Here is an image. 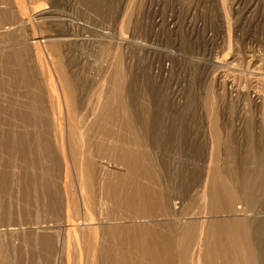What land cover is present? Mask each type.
I'll return each mask as SVG.
<instances>
[{"label":"rangeland","instance_id":"1","mask_svg":"<svg viewBox=\"0 0 264 264\" xmlns=\"http://www.w3.org/2000/svg\"><path fill=\"white\" fill-rule=\"evenodd\" d=\"M17 6L22 8L20 13ZM34 8L46 14L38 20ZM20 14L24 21L32 23L31 27L14 29V23L22 20ZM4 30L6 34L0 35V56L10 58L17 50L21 60L13 57L8 64L0 62V157H5L2 160H16L20 164L16 150L5 149L7 139L3 135L10 128L6 125H14L11 129L15 134L31 135L33 130L25 126L30 124L21 123L18 115L37 108L49 125L41 130L49 147H38L30 136L29 148L36 146V154L39 151V155L47 157L50 150L63 166L61 171L68 167L69 179L64 180V175L54 178L53 182L61 179L58 184L54 182V187L60 193L61 203L65 201V190L71 189V194L78 191L76 199L81 206L82 198L78 196L82 190L76 186L78 167L73 160L64 159L62 139L50 126L53 120L61 119L63 126L67 125L64 128L81 125V137L76 135L79 140L74 145L82 149L87 162L97 166L95 200L106 207L110 220L105 232L115 234L125 222L124 225L144 224L147 228L163 225V234L167 235L169 221L151 197V190L161 187L169 189L167 195L177 199L174 203L192 199V203L185 201L190 205L186 210L195 213L194 223L204 227L202 233L196 224L197 234L203 240L208 238L212 222L232 217L228 212L230 206L235 210L241 208L237 218L246 219L252 227L254 264H264V0H0V31ZM32 34L49 38L68 36L74 43H60L62 61L58 62L53 54L51 57V50L42 46L38 59L36 50L26 46ZM23 64L30 69L25 78L31 85L24 83L27 88L20 76L15 81L11 79ZM62 71L74 86L72 101L76 104L70 105L69 111L61 97L60 105L52 103L48 91L64 84ZM36 96L44 99L42 109L34 102ZM75 108H79L78 112ZM14 109V118L9 121L8 114ZM145 159L153 170L147 172ZM69 163H73V168ZM136 171H140L138 175ZM216 174L229 181V188L223 190H233L232 203L226 201L230 200L229 195L221 193L215 198L216 204L214 200L208 204V199L203 200L201 191L205 185L210 189L211 175ZM118 182L130 185L121 196L124 204H117L113 195ZM133 185L144 189L148 204L144 206L149 215L145 219L135 217L128 203ZM13 186L9 189L16 192L14 199L17 194L23 195L15 182ZM213 189L220 188L213 185ZM43 197L39 195L37 201V220L13 223L0 230L32 234L41 233L40 226L60 221L63 224L62 210L59 214L50 211V203ZM19 198L22 197L13 205L15 209L19 205L21 212L26 208ZM213 204L222 210L212 212ZM77 213L81 215L80 211L73 215L80 219ZM183 218L178 223L179 230L188 217ZM102 238L106 239V235L101 232ZM9 245L12 264H16V247L20 242ZM73 245L72 254L76 250ZM196 248L202 259L203 242Z\"/></svg>","mask_w":264,"mask_h":264},{"label":"bare ground","instance_id":"2","mask_svg":"<svg viewBox=\"0 0 264 264\" xmlns=\"http://www.w3.org/2000/svg\"><path fill=\"white\" fill-rule=\"evenodd\" d=\"M20 7H19V13L22 11L21 10L22 8ZM33 10H34L33 14L34 13L37 14L35 18H37L38 20L41 19L42 15L46 14L43 12L41 13L37 12L38 10H35V8ZM23 13L24 10L21 14ZM4 17L9 22L10 18L5 15V12H4ZM21 18H22L21 22L18 21L16 22V24L14 23L15 25L14 29H18V28L20 29L22 27L32 26L31 25L32 23H30L29 20L24 21L25 19L23 16ZM4 33L5 30L0 31V35ZM35 34H32L30 36L28 35L30 38L28 39L27 41L28 43L26 46L28 47V49L33 47L36 50L35 53H37L38 59L40 57L39 55L40 52H42L41 50H39V48L40 46H42L49 48L52 52L51 57L53 54L54 58L57 57L56 59L59 62L62 57L59 52L61 46L60 43L61 44L67 42L69 43L70 41L71 42L73 41V39L68 38V36L62 38H56V37L49 38L48 36H36ZM11 35L13 36V34ZM11 35L10 37H12ZM19 52L18 54H17V50L16 52H12L13 54L12 57L10 58L7 56L6 57L0 56V62L1 63L3 62L4 63L3 65H5V63L8 64L13 57H16L18 58V60H21L20 59L21 53L19 54ZM41 61L43 60H40V63ZM27 66L23 64L21 65V67H19V69L16 68V73L14 72L15 74L12 75L11 79L14 81L17 80L18 79L17 75H18L21 78H23V84L27 83L25 77L29 76V74L27 73H29L28 70H30L27 68ZM57 66H60V64H57ZM40 69L43 68L40 67ZM60 69L63 70L62 68ZM62 75L60 77L61 80H63L64 84L61 83V85H58L59 88H54L55 87L54 84L53 88L49 87L50 89H48V91L50 90V93L49 92L48 93L51 95L50 97L52 103L58 105H60L61 103V100H59V97H61L62 102L66 108V111H69V106L76 104L75 100L74 102L72 101L74 97L72 96L74 86H72V83L67 78V76L64 75V72L62 73ZM61 80L59 81L61 82ZM28 81L30 82V80ZM26 85L24 84L25 88H27ZM26 91L27 90H25V92ZM57 91L60 92L61 96L57 95L58 93ZM33 94L36 93L34 92ZM34 99H35L34 102L37 103L36 106L42 109V107H44L43 106L44 102H41V99L43 98H41L40 96H36ZM31 109L28 110V114L19 113L18 115V118L21 121V123L25 124L27 122L30 124L25 126L33 130V133L31 135L18 134V133L15 134L14 128L11 129V127H13L14 125H6L7 127L10 128H7L5 135H3L7 139L5 149L9 148L12 150H16L15 155L18 159H20V164L19 163H18L19 165L16 164L15 159H14L15 161L13 160L15 162L14 163V162H10L11 160L7 162L4 159L5 160L4 161L2 159L5 157H0V229L13 223H20L22 221H28V220H37L39 216L38 206H40V204L37 205L39 195H42V197L45 196V198L48 199L49 202L47 203L48 204L50 203L49 205L50 211H54L55 214H59L62 210L64 216H62L61 219L64 220V222L63 224L60 223L61 221L56 222L52 226H45V227L40 226L38 229L43 230L41 233L32 232V234H26L24 232L20 233L16 231L15 233L10 234L5 232L3 233V230H0V264H12L13 260L11 259V253L9 254L8 252V248L11 247V245L9 244L15 245L17 241L20 242V245L17 246L19 243L16 245L17 246L16 255H15L17 258L16 264H101V263L102 264H144V261L147 262L148 264H199V263L201 264V262L202 264H254V259H255L253 255L254 246H253V240L250 237L252 227L247 225L246 219L242 220L243 218L242 219L237 218L239 217L237 216V213L240 212V211L238 212V210L241 208L235 210L233 207L230 206L228 212L232 215V217L229 219L212 222L209 226L208 238H205L203 240L201 235L197 234L198 224L194 223V218H193L195 213L186 210V208H189L190 205L189 204L186 205L185 201L192 203V199L190 198L184 200L182 203H178V204L174 203L177 199L176 198L172 199L169 193L167 195L169 189L164 190L161 187L158 190L152 189L151 193H153V195H151V197L156 199V201L161 207L163 217L167 218V220L169 221L167 228H165L168 229L167 235L163 234V229H164L163 225H159V226L155 225L152 228H147L146 226H144V224L124 225L125 222L122 223L121 227H118L119 229L118 231L116 230L115 234L112 233L108 234L107 232H105V230L109 228L108 226L110 220L108 218V212L106 210V207H103V204L98 205L95 200L96 188L98 184L97 166L95 165L94 162H87L86 159H84L83 157V152L81 151L82 149H77L76 145H74L76 139L79 140L77 136L81 137V130H80L81 125H72V127L64 128V126L66 127L67 125L63 126L62 119L61 122L60 120L59 121L53 120L52 123L53 125L50 126L53 128L52 129L53 132L55 131L54 134H56V136L60 135V138L62 139L61 140L62 142L60 143L62 144L61 145L62 150H64L62 153L64 154L63 155L64 159L66 160L67 158L69 160H73L75 162L74 165L76 164L78 167L76 168L77 178L76 176L75 178H76V186H79L80 187L79 189L82 190V194L78 196L79 199L82 198V201L80 203L81 206H79L78 200L76 199L78 191H76L75 193L73 192V194H71L69 192L71 191L70 189L68 191L65 190L66 192L65 201L64 203H61L60 195H59L60 193L56 191L58 189L54 187V184L55 183L58 184V181H61L60 178L63 175H64V180L69 179L68 173L71 171L68 172L66 170L68 168L67 166H65L66 167L65 170L62 169L61 171L60 168L63 166H61L59 164L60 162L56 160L58 158L56 159L53 158L54 156L50 153V150H49V154L47 153L48 157L47 155L45 156V154L39 155V151L37 155L36 154L37 152H35V148H36L35 145H34L35 147L32 150H30L29 148L30 136H32L36 140L35 144H37V146L42 145L43 147H47V148L49 147V143L46 142L47 138L41 131L42 129H46L47 127H49V125H46L47 119L45 117L41 118L39 116L37 108H33L35 109L34 111ZM78 109H76V112H78L77 111ZM14 112L15 109L8 114V117H10L9 121H11L14 118ZM74 115L73 118H76ZM52 117L54 119V111ZM0 149L2 150L1 146ZM44 157H46V160ZM18 159L17 161H19ZM48 160L49 162L51 160L49 164L47 162ZM44 161L47 163H45ZM145 161L147 162L148 159H145ZM68 162L70 161H67V164ZM44 163L46 165H44ZM15 164L18 166H15ZM67 164L65 162V165ZM69 164L72 167L73 163H69ZM147 164H148L147 172H149V170H153V168H151L152 166L151 163L147 162ZM71 167L69 168V170L73 168ZM136 168H137V164L135 163V169ZM13 169H16V171ZM156 169L154 168V170ZM72 170L73 171L75 170V166L74 169ZM158 171L159 170H157V172ZM139 172L140 171H136L135 174L138 175ZM223 176L221 174L211 175L212 181H211L210 189L208 190L207 186L205 185L204 190L201 191V193H203L202 195L203 200L208 199L207 204L210 202L212 203L213 200H214V204H216L215 198L220 193L222 196L226 194L227 196L229 195L230 200H226L227 203L229 204L232 203L233 200L235 199V194L231 193L233 190H231L230 192L228 190H223L229 188L230 186L229 181L227 182V180ZM56 177L57 179L58 177L60 178L58 181L55 180L57 182L54 181L55 182L54 183L53 180ZM155 179L157 178L155 177ZM14 182L15 185L18 187V191L23 190L22 192L23 195L18 196L17 194L16 199H14V197L16 196L15 194L16 192H13L11 189H9L11 184L13 186ZM45 183H48L49 185L45 187L44 186ZM161 183H163V181L160 182V184ZM213 185L219 187L220 189L219 190L213 189ZM161 186L163 185L161 184ZM125 187H130V185L125 186L123 182H118V186L113 193L117 204H124L123 200L121 199V196L125 192ZM12 188L15 187L13 186ZM176 192H178V190ZM128 193H131L128 203L131 207H133L131 210L134 213L135 217H137L138 219L147 218V216L149 215L147 212V208H145L144 205H148V204L143 197V195L145 194L143 187L141 185H133V187ZM178 196L180 197V195ZM18 197H22L19 198V201L23 202L25 204V206L24 205L23 206L26 208V209L23 208L24 211L21 212H19L20 209L18 210L19 205L18 208L16 209L13 205V203H15L16 200H18ZM43 202H45V200ZM47 203L45 202L44 208L46 207L45 205ZM214 204L212 206V210H213L212 212H217V213L220 212L222 209L216 208ZM77 211L81 212V215L77 213L80 219L76 218L73 215ZM42 212L43 209L41 213ZM184 216L188 217L187 219H185L187 222L182 227V229L179 230L178 223H180L181 220L184 219L183 218ZM246 218L248 219V217ZM198 228L202 233H204V227L198 226ZM99 231L100 234L98 235ZM101 232L102 235H106V239L104 238L101 239ZM202 242H203V248L205 250H203L202 259H201V256H199L201 255V253L200 251L199 252L196 251L197 250L196 247L198 243H202ZM65 243L68 245L66 246ZM104 243L108 244V246L104 245ZM71 244H74L73 246H75L76 249L74 251L75 253L73 254L70 252Z\"/></svg>","mask_w":264,"mask_h":264}]
</instances>
